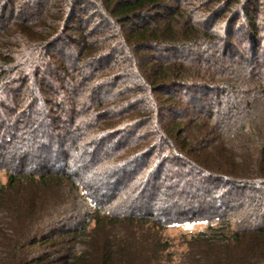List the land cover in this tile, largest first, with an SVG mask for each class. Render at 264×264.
Segmentation results:
<instances>
[{
  "label": "trees",
  "instance_id": "obj_1",
  "mask_svg": "<svg viewBox=\"0 0 264 264\" xmlns=\"http://www.w3.org/2000/svg\"><path fill=\"white\" fill-rule=\"evenodd\" d=\"M33 1L0 0V16L17 14ZM93 5L98 20L86 25L84 7ZM257 7L255 0H64L63 8L34 22L24 16L8 20L0 29V172L7 174L6 182L0 180V264H168V243L159 229L194 220L218 225L199 232L203 248L201 255L192 254L193 264H264V113L245 119L254 99H239L243 111L232 98L226 106L219 100L217 108L194 104L197 96L243 97L264 90L262 80L251 90L245 85L248 63L227 59L241 40L255 51L264 46ZM105 19L112 29L98 32ZM67 46L70 61L62 49ZM118 49L126 61L106 64ZM126 73H134L137 82H124ZM103 89L112 96L102 95ZM143 98L149 104L142 105ZM228 116L240 118L229 131ZM27 117L35 125L24 129ZM38 129L39 141L27 144ZM133 134L138 141L124 147ZM109 144L117 147L108 149ZM53 146L62 159L77 152L92 177L121 171L123 179L138 158L157 154L143 163V175L133 183L143 197L161 163L171 172L168 187L182 198L208 180L251 179L258 188L241 195L244 206L231 212L209 207L177 216L161 209L154 217L136 208L120 214L91 190L92 177L69 174L67 162L50 166ZM38 153L49 155L27 168ZM179 169L187 177L175 176ZM224 184L221 195L241 187ZM248 203L262 209L257 224ZM63 215L79 222L68 227L58 220Z\"/></svg>",
  "mask_w": 264,
  "mask_h": 264
},
{
  "label": "rangeland",
  "instance_id": "obj_2",
  "mask_svg": "<svg viewBox=\"0 0 264 264\" xmlns=\"http://www.w3.org/2000/svg\"><path fill=\"white\" fill-rule=\"evenodd\" d=\"M258 3V19L259 22L261 23V35L264 36V0H255ZM64 5V0H34L33 2H30L26 5L25 9L23 10H17L19 13H15L13 15L5 14L3 18L0 16V29H2L9 21L13 20V18L16 17H26L27 21L34 22L35 20L39 19L40 16L43 13H48L49 11H53L54 9H61L63 8ZM85 8V21H88V23L85 24H94L98 20V17L95 16V6H90V7H84ZM36 18V19H35ZM73 21V20H72ZM79 20H76L75 25H80V27H83L81 25V22L78 23ZM112 29V23L108 20L105 19L102 24L98 27V32H106L107 30ZM241 44V47L237 50H230L227 52V59L233 60L235 62H240V61H245V63H248L249 66L247 67L248 70L250 71V74L247 76L249 77L247 80H245V85L250 88L253 85H256L262 81H264V46L260 47L259 50H254V48H249L247 47L246 44H243V40L239 42ZM219 49V46H217ZM63 52L65 55H67V60L70 61L72 57V49L67 46L66 48H62ZM182 54L185 55H190V51H185L184 49L181 50ZM219 51V50H218ZM209 52H205V54H208ZM210 54V53H209ZM126 61V56L125 53L123 52L122 49L116 50V52L111 55L110 58L107 59L106 64H114L116 62H125ZM72 62V61H71ZM70 62V63H71ZM217 64L222 66L223 63L221 61H217ZM255 64L257 65L256 69L254 66ZM232 69L235 70L236 66H230ZM243 77V76H242ZM242 79V78H241ZM243 80V79H242ZM262 80V81H261ZM124 82H127L129 84H135L137 82L136 75L134 73H126L124 75ZM112 91H108L107 89H103V94L106 95L109 98L112 96ZM246 93V92H245ZM241 94L234 96L231 94V92H222L219 96H216L215 94L210 95L209 98H202L200 96H197V100L195 104V107H197L198 104L202 105H210L213 107L218 106L219 100H223L225 102L226 106V101H229L227 98H232V103H238L237 108H239V111H243L244 107L242 103L244 102L240 101L244 99H254V104L253 108L251 109V113L244 115L245 119L250 118L251 116L254 115H261V113H264V90L257 91V93H251L249 91L247 94ZM101 98V95H99ZM240 99V100H239ZM239 101V102H238ZM141 104L146 105L149 104L148 99L143 98L141 99ZM193 108V101H192V107ZM193 110V109H192ZM244 113V112H243ZM249 113V112H248ZM31 117H27L28 123H26L25 128L34 126L35 124L31 122L30 120ZM238 119V121H237ZM237 121V122H236ZM240 122V118H236V116H228L226 119V123L224 128H227V130L233 129V127ZM33 123V124H32ZM23 129V128H22ZM23 129V130H24ZM38 134L37 136H31L29 135L26 138V142L28 143H34L38 142L40 137H41V129L37 130ZM227 134V133H226ZM128 138L124 140L122 144L123 146H130L135 143V141H138V135L133 134L130 136H127ZM69 138H67V142ZM60 147V143H59ZM111 147H117L111 146V144L108 145V149ZM57 149L53 146V151L49 154H37L35 158H31L29 160L28 164L26 165L27 168H32L33 164H39L43 160H45L48 156V163L50 166L57 168V163L61 162H67L66 167L64 168V171L68 172L69 174H77L81 173V177L85 178L87 177L88 179L92 177V174L90 173V167H85L81 165L79 162V154L77 152H72L68 159H62L58 156L57 152H55ZM19 153H24L25 147L22 146L19 148ZM105 152V151H104ZM100 158L105 157V154L103 152L100 153ZM152 157V158H151ZM157 154H154L153 156H149L147 154V157H142L141 159H137L134 164H130L128 166V173L124 178H119L120 176L123 175L121 171L114 172L112 175L109 177H103L101 174H97L96 176L92 177L93 179V185L94 188L91 189L94 191L95 194L101 195L102 196V201L104 202V206H111L116 209L120 208L118 212L120 214H125L126 212H132L136 208H138V212L142 215H153L154 217H160L161 216V209H169L174 212V215L179 216L181 214V211H200L205 208L211 207L215 211H233L234 209H239L243 205V202L241 201V195H252V190L258 188V184L256 185V182L253 180H243V182H230L227 180V182L224 184V189H228L230 187H235V184L241 185L238 186V189H230V191L233 190V192L230 193H224L220 194V184L216 180H208L205 183L202 184H197L191 186V194H189L188 197L182 198L181 193H179L175 189H170L168 187V182H167V177L171 175L169 166L163 165L162 163L157 167V179L153 181V185L148 188L146 191L147 197L140 196L137 193V188H135V185L133 183H136L139 179H141L144 169L143 166L145 165V162L151 161V159H156ZM86 161L90 162L91 158L86 156ZM62 163V164H63ZM144 163V165H143ZM87 165V164H86ZM62 168V167H61ZM179 169L178 172L175 173V176L179 177H187L186 171ZM122 179V180H119ZM0 180L2 182L7 181V174L4 171L0 172ZM133 180H135L133 182ZM186 180V179H183ZM129 183H131L129 185ZM184 185V183H182ZM186 186V185H185ZM190 186V185H189ZM262 186V184H260ZM259 186V187H260ZM255 187V188H253ZM257 187V188H256ZM255 191V190H254ZM235 194V195H234ZM149 195V196H148ZM238 195V197H237ZM113 196V197H112ZM224 197V199H223ZM245 197V196H244ZM253 197L252 204L254 205L255 202H257V193L255 192ZM116 203V205H111V203ZM223 203V205H222ZM252 204L248 203V205H245L247 211H250V217L252 219L255 218L253 221V224L259 223V218L262 216V209H254L252 207ZM147 209H151L152 211H149ZM82 210V208H81ZM115 211V210H114ZM253 212V213H252ZM256 214V215H255ZM59 222L64 223L68 227H72L75 223L79 222V219L77 216H61L59 217ZM212 224L213 226H217L218 223L217 221L209 222L207 220H194V221H186V222H178V223H173L170 225H166L164 228L159 229L160 234L164 238V241L168 243L167 245V250H165V260L164 263L167 262L168 264H179L181 261L184 259V257H187V260L185 263L187 264H193V257L197 255L198 253L201 255L200 252H202L203 248V243L202 236L198 235L200 231L206 230L208 226ZM120 230H124L122 227ZM127 235V233H125ZM130 236H136L133 232H130ZM142 234L139 233V237H141ZM201 237V239H200ZM201 249V250H200ZM35 251V250H32ZM216 252H219V249L214 250ZM193 254V257H192ZM191 256V257H190ZM210 257V256H209ZM213 257V256H211ZM211 257L209 259H211Z\"/></svg>",
  "mask_w": 264,
  "mask_h": 264
}]
</instances>
